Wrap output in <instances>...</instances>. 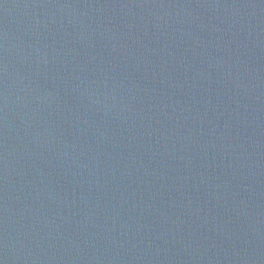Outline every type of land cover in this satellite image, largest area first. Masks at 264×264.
<instances>
[{
	"label": "water",
	"instance_id": "95a60500",
	"mask_svg": "<svg viewBox=\"0 0 264 264\" xmlns=\"http://www.w3.org/2000/svg\"><path fill=\"white\" fill-rule=\"evenodd\" d=\"M0 264H264V0H0Z\"/></svg>",
	"mask_w": 264,
	"mask_h": 264
}]
</instances>
